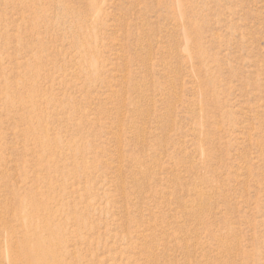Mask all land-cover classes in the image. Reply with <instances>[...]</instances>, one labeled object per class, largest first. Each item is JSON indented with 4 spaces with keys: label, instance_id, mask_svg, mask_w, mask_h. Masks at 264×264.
<instances>
[{
    "label": "rangeland",
    "instance_id": "374dc122",
    "mask_svg": "<svg viewBox=\"0 0 264 264\" xmlns=\"http://www.w3.org/2000/svg\"><path fill=\"white\" fill-rule=\"evenodd\" d=\"M26 241L264 264V0H0V264Z\"/></svg>",
    "mask_w": 264,
    "mask_h": 264
},
{
    "label": "bare ground",
    "instance_id": "6f19581e",
    "mask_svg": "<svg viewBox=\"0 0 264 264\" xmlns=\"http://www.w3.org/2000/svg\"><path fill=\"white\" fill-rule=\"evenodd\" d=\"M24 248L25 254L23 253V255L28 258V263L30 262L29 264H48V261L45 262L43 260L44 257L37 256L41 254L42 250H44L43 248L39 247V244L35 243L34 241H26V245L24 246Z\"/></svg>",
    "mask_w": 264,
    "mask_h": 264
}]
</instances>
